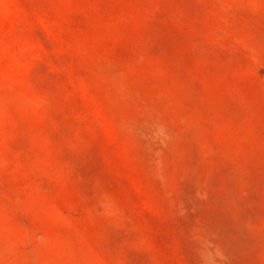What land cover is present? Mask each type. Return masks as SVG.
<instances>
[{
    "label": "rangeland",
    "instance_id": "1",
    "mask_svg": "<svg viewBox=\"0 0 264 264\" xmlns=\"http://www.w3.org/2000/svg\"><path fill=\"white\" fill-rule=\"evenodd\" d=\"M0 264H264V0H0Z\"/></svg>",
    "mask_w": 264,
    "mask_h": 264
}]
</instances>
